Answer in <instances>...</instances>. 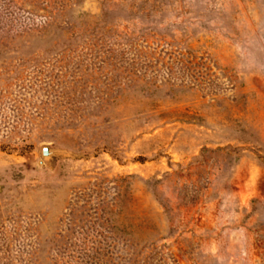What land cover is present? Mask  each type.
<instances>
[{"label": "rangeland", "instance_id": "374dc122", "mask_svg": "<svg viewBox=\"0 0 264 264\" xmlns=\"http://www.w3.org/2000/svg\"><path fill=\"white\" fill-rule=\"evenodd\" d=\"M0 264H264V0H0Z\"/></svg>", "mask_w": 264, "mask_h": 264}, {"label": "water", "instance_id": "95a60500", "mask_svg": "<svg viewBox=\"0 0 264 264\" xmlns=\"http://www.w3.org/2000/svg\"><path fill=\"white\" fill-rule=\"evenodd\" d=\"M55 154V151L50 149L49 147H43L41 149V155L44 158L52 157Z\"/></svg>", "mask_w": 264, "mask_h": 264}]
</instances>
